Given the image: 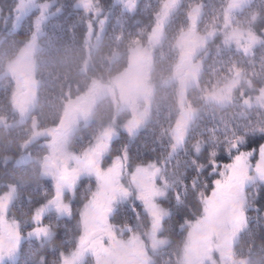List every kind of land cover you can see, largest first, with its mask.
I'll return each mask as SVG.
<instances>
[{
  "label": "trees",
  "instance_id": "16d2710c",
  "mask_svg": "<svg viewBox=\"0 0 264 264\" xmlns=\"http://www.w3.org/2000/svg\"><path fill=\"white\" fill-rule=\"evenodd\" d=\"M80 0H0V171L6 181L15 186L9 204V214L24 227L37 203L47 198L49 184L38 173V159L44 147L23 142L31 130L28 121L11 127L5 122L18 119L10 107L13 81L3 76L6 62L30 40L35 28L40 35L33 55V76L36 80V100L30 112L38 128L55 126L62 117L66 100L86 90L93 79L100 81L116 75L128 64L131 47L148 42L154 23V14L164 0H137L133 12L123 8L117 0H90L91 6H80ZM229 0H180L164 25V39L153 49L150 78L154 82L150 102V116L141 129L131 137L122 134L112 143L115 153L126 151L127 168L145 163H156L168 191L160 199L168 211L160 229L167 244L149 252L152 264H179L181 249L187 235V221L199 216L205 197L212 188L220 162H228L240 151L251 154V161L259 157L258 148L264 143V109L261 105L246 106L241 97L232 98L225 105L204 100L205 92L238 79V87L246 93H256L264 84V42L256 43L250 52L223 43L219 37L205 45L206 55L198 82L184 89V104L193 110V116L182 143L174 146L171 131L181 114L179 84L174 77L178 52L174 43L182 30L189 26L190 7L200 5L194 24L196 34L212 28L248 30L254 34L264 26V0H246L244 5L229 13ZM105 21L104 32L95 46L87 41L91 27L98 20ZM198 53L196 56L199 57ZM186 63L183 61V66ZM184 84V82H183ZM253 87V88H250ZM87 125L70 136L69 148L75 152L84 149L111 117L110 98L97 101ZM122 111L119 115L123 114ZM202 149L194 153V145ZM29 152L31 159L12 163L19 153ZM10 157L9 161L6 159ZM255 166V165H254ZM253 172V171H252ZM93 179L87 178L77 190V201L90 193ZM245 212L247 224L233 245V256L244 264H264V180L257 179L246 189ZM78 202V203H79ZM74 205L72 218L59 220L54 229L61 250L75 244L79 219ZM116 213L122 215L119 223L129 225L146 242L150 222L146 212L136 201L120 204ZM48 218V224H54ZM150 251V250H149ZM207 264V263H206Z\"/></svg>",
  "mask_w": 264,
  "mask_h": 264
},
{
  "label": "rangeland",
  "instance_id": "374dc122",
  "mask_svg": "<svg viewBox=\"0 0 264 264\" xmlns=\"http://www.w3.org/2000/svg\"><path fill=\"white\" fill-rule=\"evenodd\" d=\"M117 1L130 12H133L136 8L137 0ZM245 1L229 0L227 6L228 14L233 13V11L244 5ZM90 2V0H80L78 3L80 6L89 8L91 6ZM179 2L180 0H164L161 3L158 11L154 14V23L148 34V42L145 45L138 44L128 50V64L123 70L117 72L116 75L108 77L105 81H100L97 78L91 80L85 91L74 98L69 97L66 100L64 110L65 124L59 129H56V126H48L44 127V129L38 128L34 116L29 115L36 100V80L35 76H33L34 60L32 53L37 47L36 38L40 35L39 28L33 30L30 40L24 43L19 51L5 64V73L9 76L11 75L13 79L10 99L12 100L13 110L18 114L17 120L8 123L12 126V124L27 120L31 130L30 135L22 146L24 147L31 142L37 141V144L44 147V153L50 155L51 160L56 152L63 156L62 161L58 159V162L64 168V172L60 175H65V180L70 178L73 173H92L95 176L97 184L94 186L90 197L83 203L81 209V222L85 228L88 226L92 212L102 205L103 202L110 207L115 204L113 198L115 197L116 199L117 186L113 178L116 176V172L121 171L120 169L125 170V164H127L126 151L122 150L114 157V162L111 163L109 171H105L101 165L93 164L97 158V151L114 139L117 134H125L127 137H131L148 120L154 88V82L150 78L153 49L158 47L164 39L163 27L169 20L170 13L179 6ZM199 13L200 5L194 4L190 7L187 13L189 27L180 32L174 43V48L179 54L176 68H183L184 70L182 75L176 77V81L179 84L177 92H179L180 96L181 114L175 121L171 131L174 146L182 143L190 124L189 122L194 114L193 110L184 104V89L193 87L198 82L197 79L202 71L201 67L206 55V43L217 36L223 43L236 46L246 53L254 49L256 43L264 42V26L256 34L235 27L233 29L230 25H224L223 28H212L205 33L196 34L194 24L199 17ZM97 22L98 26L91 27L87 37V41L92 42L93 46H95L104 32L105 21L99 19ZM198 53H200L199 57L196 56ZM23 59L30 66L29 70L24 66ZM183 61L186 63L185 66H183ZM237 81H239L237 78L231 79L224 86L205 92L204 100L225 105L232 98L240 96L246 106L257 104L264 109V84L258 87L256 93L247 94L245 89L237 86ZM102 98H110L111 105H113L111 117L98 131L94 139L83 149L81 154L79 153L78 156L72 157L67 156L69 150L66 149L68 148V138L71 133L73 134L77 128L87 125L91 114L96 109L97 101ZM122 111L124 113L119 115ZM194 147L195 154L202 149V146L198 143ZM258 153V159L251 161L250 153L240 151L228 162H220L218 170L213 171L216 177L212 180V188L205 197L201 213L199 216L187 221V235L181 249L179 264H244V261L234 258L232 249L237 241L238 234L247 224L245 212V204L247 202L246 189L253 181L262 178L264 180V143L258 148ZM68 157H71V160ZM29 159L30 156L27 151L18 157L20 162ZM39 159H42V157ZM52 170L51 168L43 167L40 173H51ZM129 180V193L125 201H127V204H129V199L132 202L136 201L149 217L150 225L146 232V242L138 234H134L127 227H124L123 231H128L126 237L133 244L125 248L123 245L111 244L114 246L110 248L113 254L105 258L106 264L117 263L120 259V254L123 252L130 254V249L134 245L136 248L133 251L134 255L141 258L142 264H148L150 256L147 249H152L149 252L157 251L158 248L167 244V238L160 233L163 220L168 214V211L160 201L166 196L168 191L166 182L161 178V168L155 162L133 166ZM56 183L58 182L56 181ZM70 185L73 184L70 183ZM13 189V186L10 185L7 191L8 200L11 199L14 193ZM6 200L0 205V213L2 212L3 216L4 213L6 215ZM43 205V207H37L36 209L35 219L37 221L39 220L40 212L50 207L48 201ZM61 205L63 204L61 203ZM12 224H15V221H12ZM11 225L8 228L15 231V228ZM82 231L84 232V228H82ZM40 233L46 235V229H41ZM116 248L119 250L117 259ZM68 261L69 259L64 257L62 263L67 264Z\"/></svg>",
  "mask_w": 264,
  "mask_h": 264
},
{
  "label": "flooded vegetation",
  "instance_id": "af4514ba",
  "mask_svg": "<svg viewBox=\"0 0 264 264\" xmlns=\"http://www.w3.org/2000/svg\"><path fill=\"white\" fill-rule=\"evenodd\" d=\"M3 76L12 79L11 75L9 76L5 73V69L3 72ZM12 87L13 84L10 87V95L13 89ZM9 101L10 107L14 109L12 100L10 99ZM2 119L4 118L1 116L0 124ZM8 124L9 123L7 122L6 125L11 127V125ZM55 126L56 129H59L57 125ZM77 129L74 132H76ZM69 138L68 140H70ZM119 138L120 134H117L114 139L110 140L109 143L105 144L103 148L97 151V158L95 159L96 161H94L93 164L97 163L98 165H101L105 171H109L108 169L111 168V163L114 162V157L118 155V153H115L116 148H113L112 143ZM66 150H69L67 156L71 157L78 156V154H81V152L83 151V149L78 152L71 150L69 148V141L68 148ZM19 156V153L16 154L12 159V163L21 164V162L18 161ZM41 157L42 159H38L37 161L39 164L38 173L42 179L46 180V184H49L48 191L50 195L43 201L37 203V205L32 209L29 215L30 218L28 220V223L24 224V227H22V225L20 226L18 220L9 214V204L14 197V193L12 194L13 197L11 196V199L8 200L9 197L7 196V191L9 189V186L12 184L6 181L5 175H3L4 171H0V205L4 203L5 199H7V208L5 210L6 215L4 213L5 217L3 216L2 212L0 213V264H63L62 262L64 260V257H67L69 259L67 264H106V262L104 261L105 258L113 254L110 248L114 246H112L111 244L115 243L118 246L123 245L124 248L126 246H132L133 243L128 237H126L128 235V231H123V229L124 227H127L134 234L136 233V231H133L132 228L127 224L123 225L122 223H119L122 215H120V213H116L117 208L120 204H127V201H125V199L127 198V194L129 193V176L132 172V168L128 169L127 164H125V170L120 169V172H116V176L113 178V181L117 186V194H115L116 199L115 197L113 198L115 200V204L113 205V207H110L105 202H103L102 205H100L92 212L91 219L87 224L88 226L85 228L81 222V209L83 203L90 197L94 186L97 184V182L95 181V176H93L92 173H73L72 176L68 174L70 175V178L65 180V175H60L62 172H64V168L61 167L60 163L58 162V159L62 161L63 156L59 155L56 152L52 160L50 158V155L47 153H43ZM9 160L10 157L6 159V161ZM43 167L49 169L51 168L53 170L51 173L48 172L50 174L44 172H42L41 174L40 171ZM90 177L93 179L90 193L87 194L84 199L80 200V202L78 201L79 203H76V192L79 186L81 184L87 183L85 182V180ZM56 181L58 183H56ZM69 182L73 185H70ZM12 186L14 188L13 191L15 192V186ZM46 201L49 202L50 207L47 210L40 212V217L37 221L35 219V213L37 212L36 209L37 207H43V204ZM128 202L130 204L132 201H130L129 199ZM61 203L63 205H61ZM75 203L77 204L76 215L78 216L80 227L78 233L75 235L76 237H74V246H72L69 250L63 251L61 250V248H59V243L57 241L58 239L55 240L56 237H54V229L59 228V226L57 225L59 220L62 222L63 219L70 220V218H72ZM48 218H54L56 222H54V224H48ZM12 221H15V224H12ZM10 225L15 228V231L8 228V226ZM82 228H84V232L82 231ZM41 229H46L47 234H41ZM135 249L136 248L134 245L133 248L130 249V254L127 252H123L122 254H120V259L118 261L116 260L117 263L115 264H142L141 258L137 255L135 256L133 253ZM106 250L108 251L106 252ZM149 250L152 249H147L148 254ZM118 253L119 250L116 248V259L118 257ZM149 256L150 258L148 264H152V256Z\"/></svg>",
  "mask_w": 264,
  "mask_h": 264
},
{
  "label": "water",
  "instance_id": "95a60500",
  "mask_svg": "<svg viewBox=\"0 0 264 264\" xmlns=\"http://www.w3.org/2000/svg\"><path fill=\"white\" fill-rule=\"evenodd\" d=\"M22 62L24 63V66L29 70L30 66L27 63H25V59H23ZM174 70H175V72H174L175 77L180 76L182 74V72L184 71L183 68H175ZM64 124H65V118L62 117V119L58 125V128L62 127Z\"/></svg>",
  "mask_w": 264,
  "mask_h": 264
},
{
  "label": "crops",
  "instance_id": "0c3cea01",
  "mask_svg": "<svg viewBox=\"0 0 264 264\" xmlns=\"http://www.w3.org/2000/svg\"><path fill=\"white\" fill-rule=\"evenodd\" d=\"M193 12H195V10H193Z\"/></svg>",
  "mask_w": 264,
  "mask_h": 264
}]
</instances>
